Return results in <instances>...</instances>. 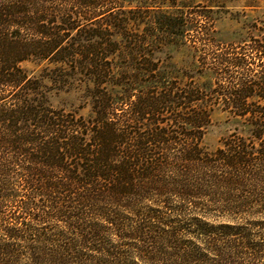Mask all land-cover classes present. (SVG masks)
I'll return each mask as SVG.
<instances>
[{
    "label": "trees",
    "instance_id": "trees-1",
    "mask_svg": "<svg viewBox=\"0 0 264 264\" xmlns=\"http://www.w3.org/2000/svg\"><path fill=\"white\" fill-rule=\"evenodd\" d=\"M135 11L0 0V264H264V25L242 44L199 38L206 90L147 57L114 73L113 28L129 35ZM28 60L91 84L93 116L52 107ZM215 107L248 134L210 151Z\"/></svg>",
    "mask_w": 264,
    "mask_h": 264
},
{
    "label": "rangeland",
    "instance_id": "rangeland-1",
    "mask_svg": "<svg viewBox=\"0 0 264 264\" xmlns=\"http://www.w3.org/2000/svg\"><path fill=\"white\" fill-rule=\"evenodd\" d=\"M125 10H138L127 15V31L124 35L113 28L114 38L120 43L112 56L113 70L118 76L137 72L138 60L144 57L155 60L165 80H187V72L194 82L208 90L214 85L213 75L198 73V60L204 45L200 37L214 39V44H242L260 34L264 25V0H119ZM134 34L142 37V47L132 46ZM129 38V39H128ZM197 41V42H196ZM208 45V46H207ZM207 48L214 47L208 42ZM137 49V50H136ZM30 79H37L46 92L49 104L56 109L78 111L85 118L93 116L91 108V84L70 79L69 83L58 81L53 65L41 60H28L21 64ZM145 78H142V80ZM140 78L138 86H150ZM119 87L113 89L119 91ZM248 134V127L240 118L220 107L211 113V123L203 138L208 150L220 147L233 133Z\"/></svg>",
    "mask_w": 264,
    "mask_h": 264
}]
</instances>
